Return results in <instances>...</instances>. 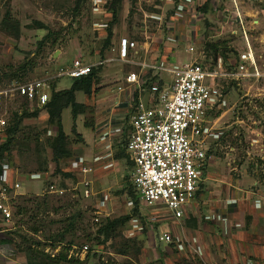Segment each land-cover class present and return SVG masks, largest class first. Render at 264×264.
<instances>
[{"label":"rangeland","instance_id":"1","mask_svg":"<svg viewBox=\"0 0 264 264\" xmlns=\"http://www.w3.org/2000/svg\"><path fill=\"white\" fill-rule=\"evenodd\" d=\"M110 1L86 0L78 7L76 0H0V89L55 75L75 60L96 65L93 69L102 67L93 94H77L86 111L76 119L71 108L62 114L61 124L74 156L61 161L60 168L63 173H73L75 179L58 172L53 160L58 121H50L42 108L37 117L24 115L26 109L38 108L31 110L21 98L4 103L0 117L9 126L16 113L24 116L11 150L4 155L8 158L4 175L20 180L23 186L13 205L15 226L1 233L11 241L0 245V264H27L23 237L29 244L40 243L37 249L46 253L54 251L53 243L57 245L55 255L62 252L67 258L70 250L89 245L96 257L86 258L82 264H246L249 260L264 264V0H201L205 4L199 13L200 0L188 4L123 0L111 43L106 45L114 15ZM190 11L196 16L187 23L186 12ZM245 32L263 76L223 83L221 104L211 111L203 135L206 150L214 157L212 167L205 170L201 190L184 217L173 219L163 207H147L138 199L139 216L132 215L110 239L99 234L107 218L130 215L136 206L128 193L133 168L121 157L135 110L134 90L125 77L136 72L146 79L155 73L142 64L165 59L176 65L195 60L208 65L218 60L225 63L224 56L216 55L208 44L225 45L227 58L233 60L247 48ZM122 37L136 42L127 58L119 54ZM32 60L37 64L34 71H19ZM162 77L170 79L167 73ZM73 81L57 78L50 83L63 90ZM152 82L157 80L143 84L146 96ZM119 86L124 88L122 93ZM105 136L114 138L102 149L99 141ZM110 152L116 167L101 175L98 156ZM80 161L99 172L85 179L78 169ZM84 180L90 185L86 187ZM254 210L258 211L256 220L250 214ZM164 232L171 235L172 242L159 239ZM126 242L128 252L121 255ZM246 247L259 251L262 258H255ZM68 260L74 261L61 264H79L77 258Z\"/></svg>","mask_w":264,"mask_h":264},{"label":"built area","instance_id":"2","mask_svg":"<svg viewBox=\"0 0 264 264\" xmlns=\"http://www.w3.org/2000/svg\"><path fill=\"white\" fill-rule=\"evenodd\" d=\"M179 1L186 4L192 2ZM205 2L199 1L197 12ZM225 12L229 17V10L225 9ZM186 13L187 23L196 16L191 11ZM235 14L241 20L239 13ZM106 16L109 14L106 13ZM244 35L247 48L237 54L235 59L225 61L226 65L221 60L215 65L202 64L197 60L176 65L165 59L153 65L142 64L143 68L148 67L155 73L146 79H141L136 72L125 77V83L134 90L132 97L135 103L126 152L134 164L132 183L139 190L140 200L145 206L163 207L173 219L180 220L196 200L204 181V172L211 168L213 163L214 157L211 152H207L203 135L211 111L221 104L224 95L223 83L239 82L250 76L255 79L263 76L249 43L248 33L245 32ZM119 45L120 57L127 58L130 50L135 49L136 42L128 37H122ZM190 50H193V47ZM95 66L75 60L70 66L61 68L55 75L25 83L15 82L9 89H0V114L3 112L4 103L16 97L29 103L31 110L43 108L49 101L50 82L57 78L79 79L89 75ZM164 73L170 76L169 81L163 79ZM156 76L159 79L152 82L146 96L143 84L147 83L148 79L153 81ZM237 76L240 79L235 80ZM118 91L122 93L124 88L119 86ZM7 126V120L0 117V143L5 138ZM111 137L100 138L99 145L102 149L110 145ZM101 155L98 156V162L102 165L100 173L114 169L112 152ZM2 161L5 172L8 170L7 156H4ZM78 164L84 178L99 172L98 169L94 170L91 165L81 161ZM4 176L6 177V173L0 178V234L12 230L15 226L13 205L21 195L20 189L23 186L22 182L13 179V176L6 177L8 180ZM84 184L87 187L90 181L84 180ZM85 193L89 194L90 190L86 189ZM159 239L165 243L172 242V237L167 232L159 235ZM55 252L56 249L47 253L55 257ZM69 252V259L77 258L79 261H84L89 254L92 255L91 258L97 254L96 251L90 250L89 245ZM246 264L253 262L249 260Z\"/></svg>","mask_w":264,"mask_h":264},{"label":"trees","instance_id":"3","mask_svg":"<svg viewBox=\"0 0 264 264\" xmlns=\"http://www.w3.org/2000/svg\"><path fill=\"white\" fill-rule=\"evenodd\" d=\"M86 0H76V5L79 7L80 5H82L83 3H85ZM123 0H112L110 1L109 5H110V9L113 10L114 15H113V21L110 24V27L108 29L107 32V38H106V45H109L111 43L112 37H113V25L117 22L118 20V13H119V9L121 7ZM209 7V3L205 5L204 7V11H207ZM36 26H38V28L44 29L45 26L41 23H35ZM46 39V38H45ZM44 41L41 42V45L43 44ZM221 47L225 48V50H221ZM208 48L210 50H212L216 55H223L224 59H226V61L228 60V53L226 52V46L225 45H218V44H208ZM218 55V56H219ZM216 57V56H215ZM217 60V57L215 58ZM28 66H21L20 68V72H27V71H34V69L37 67V64L35 63V61H29V63H27ZM27 68H29V70H27ZM101 66L96 68V69H92L91 73L87 76H83L79 79H72L74 80L72 85L67 88V89H63V90H57L56 89V85H53L50 89L49 92V101L48 103L42 108V109H46L48 114H49V118L50 121H54L57 120L60 124L59 128H58V134L55 137L53 143H52V150H53V160L57 166V170L58 172H61L65 177L68 178H73L75 179V175L71 172L69 173H63L62 169L60 168V163L63 160H67L70 159L74 156L73 150L69 147V138L68 135L65 133V130L61 124L62 121V114L63 111L66 108H71L72 109V114L74 116V118L76 119L80 114H83L86 109L87 106L83 103H79L77 101V94L82 92L87 96H90L93 94L94 92V86L98 81V74L99 71L101 70ZM24 70V71H21ZM62 79V78H61ZM158 76L154 77L153 81L158 80ZM135 98L137 99V94H135ZM37 109V108H36ZM39 111L40 109L38 108V110H34L32 112L29 111V109H26V111L23 112L24 115L26 116H33V117H37L39 115ZM18 113L15 114L14 117V121L13 123L6 128V133L4 134L5 138L4 140L0 143V178L3 176L4 174V168H3V157L5 155V153H8L11 150V146L13 143V139L15 134L19 131V127H20V122L21 119H23L24 116L17 115ZM81 140H83V138L80 135ZM80 140V141H81ZM81 143V142H80ZM83 143V141H82ZM126 147L122 148V155L121 157H125L127 158V161L129 163L130 166H132V168L134 167L133 162L130 160L129 156L126 154L125 151ZM130 178L129 175L126 176V180H128ZM131 186V190H129V196L136 201V206L134 207V209H132V213L130 215L118 218V219H106L105 223H103L99 229V234H103V236L107 239H110V234L119 226L124 225L129 219L132 218V215L134 216H139V209H138V199H140V193L139 190L137 189V187L132 183L130 184ZM35 232H38V229H35ZM24 242L27 244V246L24 247V252L26 253V259H27V264H44V263H48V264H61L63 262H69L70 261H74V260H68L67 258V254L65 253H60L58 256L55 257H51L48 253H46L44 250H39L37 248H39L40 243H37V245H35L34 243H30L29 244V240L26 237H23ZM11 239H6L4 236H2L0 234V245L2 244H7L10 243ZM127 243V242H126ZM51 247H55L54 250L57 248V245H54L53 243L50 245ZM126 250H120L119 253L121 255H126L128 252V248H129V243H127L126 245ZM90 250H93L90 248ZM92 257V255H88L87 259H90ZM96 257V254L93 255V258ZM86 260L84 261H79L76 260L75 262L82 264L85 263ZM189 264H193V263H189ZM196 264V263H195Z\"/></svg>","mask_w":264,"mask_h":264},{"label":"crops","instance_id":"4","mask_svg":"<svg viewBox=\"0 0 264 264\" xmlns=\"http://www.w3.org/2000/svg\"><path fill=\"white\" fill-rule=\"evenodd\" d=\"M115 169V168H114ZM114 169H111V170H108V171H106V172H103V173H100L101 175H104V174H109V173H112V172H114ZM258 211L257 210H254V211H251V215H253L254 216V220H256L259 216H258V213H257ZM225 221V220H224ZM226 222H229V221H227V219H226ZM238 223V222H237ZM241 227H243L242 225L241 226H239V228H241ZM228 229H231V227L230 228H228ZM229 234H230V232H229ZM246 249H247V251H249L250 249L249 248H247L246 247ZM253 251V253H254V256H255V258H262V257H259L260 255H261V253L259 252V251H257V250H252ZM252 251H249V253L251 252L252 253ZM246 252V251H245ZM252 253V254H253Z\"/></svg>","mask_w":264,"mask_h":264},{"label":"clouds","instance_id":"5","mask_svg":"<svg viewBox=\"0 0 264 264\" xmlns=\"http://www.w3.org/2000/svg\"><path fill=\"white\" fill-rule=\"evenodd\" d=\"M120 40H121V39H120ZM119 47H120V45H119ZM90 73H91V72H90ZM115 167H116V166H115ZM115 167H114V168H115Z\"/></svg>","mask_w":264,"mask_h":264}]
</instances>
